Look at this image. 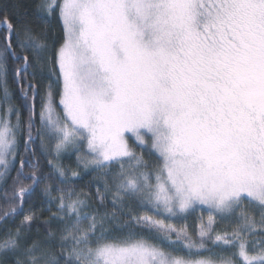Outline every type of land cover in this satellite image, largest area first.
Instances as JSON below:
<instances>
[{"label":"snow or ice","instance_id":"snow-or-ice-1","mask_svg":"<svg viewBox=\"0 0 264 264\" xmlns=\"http://www.w3.org/2000/svg\"><path fill=\"white\" fill-rule=\"evenodd\" d=\"M36 9L58 19V45L27 12L18 25L0 21V180L20 156L0 219L39 183L18 152L25 125V152L32 141L37 95L41 148L100 170L112 210L84 211L87 193L60 189L43 235L31 231L34 212L0 231V264H264V0H40ZM9 55L21 61L26 121ZM198 209L208 217L193 229L171 223Z\"/></svg>","mask_w":264,"mask_h":264},{"label":"trees","instance_id":"trees-1","mask_svg":"<svg viewBox=\"0 0 264 264\" xmlns=\"http://www.w3.org/2000/svg\"><path fill=\"white\" fill-rule=\"evenodd\" d=\"M40 2V0H0V21H3L5 15H7L9 21L18 25L19 20L21 18V13L27 12L26 19L31 21L33 27L36 29L37 33H42L46 36L49 43L53 40L57 41V45L59 43V39L62 37L61 25L58 19L53 17H48L43 13H39L36 9V5ZM7 34V26L3 23H0V47L3 46L4 36ZM12 42L14 47L16 46V37H12ZM18 50V49H17ZM21 61L13 60V58L9 55L7 61V81L10 85L11 89L14 90V101L17 107L21 108V113L23 119L26 117L25 111L22 107H26L23 104L20 88L22 86L21 83H17L15 80V68L17 64H20ZM31 71V69H29ZM48 83L47 79H44L40 82L41 91L43 92L44 86ZM29 97L32 96L31 91L28 93ZM59 95L56 96V99ZM40 96L37 95L35 99V113L38 105V101ZM34 130V128H33ZM23 145L20 142L18 145V152L25 156L27 163L24 166V172L28 173L33 170L37 171L39 177V183L34 185L33 191L26 198L22 209H18L16 214H10L8 217L1 219L0 221V231H3L7 228H15L17 224H19L20 220L24 218L25 215H29L31 213L37 214V219L34 221L32 225V233L35 234L37 230L44 234L45 221L50 216L52 212L56 211V204L59 203V200H52V197L59 196V190L63 189L67 191L71 189L75 193H87L86 200L89 203L90 207L84 209V211L93 212L99 210L100 213L105 211L110 212L112 210L111 205V193L106 192L104 187V179L101 178V171H91V170H81L76 168V161H74L73 157L67 155L65 158L60 160V164L66 169L68 176L70 177L67 180L62 182L61 178L54 172L53 168L49 165V160H53L51 154L43 151L41 145L38 141V136H33L32 133V141L28 144V150L25 152V143L24 138L27 137L26 125L22 134ZM38 144L40 146H38ZM137 151H141L138 147ZM31 153H35V155H31ZM148 159V157H145ZM20 167V156L17 155V159L12 170L9 172L8 177L5 181L2 180L0 185V217H2L3 210L5 205L4 193L6 191H12V179L11 177L16 175V170ZM119 169L118 165H114L112 167V172L109 174L110 176L117 172ZM70 170H76L80 174L76 177H72ZM24 183H30L29 180H24ZM48 184L51 186V192L49 194H45L43 192L44 185ZM101 194L106 195L107 199L102 205L100 201L97 199V191ZM51 201V202H50ZM19 203V201H17ZM137 213L147 212V214L152 215L146 208H137L135 209ZM259 214L257 213V216ZM203 216L205 220H207L208 212L204 209H198L196 212H193L185 219L173 220L171 223L175 224L178 228L181 225H187L189 229H193L197 223V218ZM157 219H163V217H157ZM227 222H222L219 231L223 232L225 230L231 231V228H226L225 225Z\"/></svg>","mask_w":264,"mask_h":264},{"label":"rangeland","instance_id":"rangeland-1","mask_svg":"<svg viewBox=\"0 0 264 264\" xmlns=\"http://www.w3.org/2000/svg\"><path fill=\"white\" fill-rule=\"evenodd\" d=\"M8 80V79H7ZM9 85V84H8ZM9 88H10V91L12 92V94L14 93V90L13 89H11V87H10V85H9ZM12 99H13V102L15 103V101H14V94L12 95ZM59 100V96L57 97V101ZM16 104V103H15ZM17 106V105H16ZM22 109L25 111V113H26V117L24 118L25 119V121H26V118H27V115H28V108L27 107H22ZM20 111H21V108H20ZM39 111H40V99H39V101H38V105H37V108H36V117H35V125H34V130H33V136L35 135L36 137H37V135H36V131H35V128L36 127H39ZM11 118H12V120H13V122L15 121V114L13 113L12 114V116H11ZM22 118H23V116H22ZM22 134H23V131H22V133H21V139H20V142L22 143V145H23V141H22ZM39 137V136H38ZM130 138V141L133 143V144H135V141L134 140H131V137H129ZM38 141H39V143H40V145H41V139H40V137L38 138ZM19 142V143H20ZM45 143L46 144H48L49 142L47 141V140H45ZM51 144H54L55 143V141L53 140V141H51L50 142ZM39 144H38V146H40ZM138 148V147H137ZM43 151H46L47 153H49V154H51L52 155V157H53V162L54 163H56V164H58L59 166H61V167H63L61 164H60V160H62L63 158H65L67 155H70L71 157H73V159H74V161H76V155H75V153H64L62 156H60L59 158H56L55 157V154L53 153V152H51L50 150H48V149H45V148H43L42 149ZM16 159H17V156L15 157V159L12 161V163L10 164V166H9V172L12 170V168H13V166H14V164H15V161H16ZM73 171H76V170H70V173H72ZM1 182H2V180H0V185H1Z\"/></svg>","mask_w":264,"mask_h":264},{"label":"water","instance_id":"water-1","mask_svg":"<svg viewBox=\"0 0 264 264\" xmlns=\"http://www.w3.org/2000/svg\"><path fill=\"white\" fill-rule=\"evenodd\" d=\"M0 221H1V219H0Z\"/></svg>","mask_w":264,"mask_h":264}]
</instances>
